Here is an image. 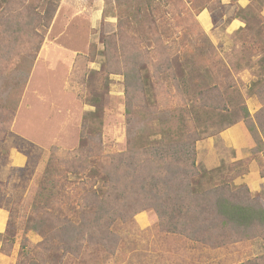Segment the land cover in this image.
Masks as SVG:
<instances>
[{
	"label": "rangeland",
	"instance_id": "rangeland-1",
	"mask_svg": "<svg viewBox=\"0 0 264 264\" xmlns=\"http://www.w3.org/2000/svg\"><path fill=\"white\" fill-rule=\"evenodd\" d=\"M209 1L213 4V0ZM24 2L40 12V20L46 21L33 42L28 38L29 32L24 33L28 36L22 38L23 46L28 48L27 60L8 79L0 77V102L15 112L11 135L5 144L10 154L9 164L23 168L16 170L10 197L5 207L0 208V234L6 232L14 209L12 200L19 197L22 199L17 200H23L33 186H38L52 150L70 151L78 147L83 122L94 107L80 96L81 81L74 74L76 58L80 54L89 58L82 66L88 73L103 70L104 40L110 36L120 53H129L130 44L138 41L148 67L154 63L156 68L172 66L176 71L185 43L195 48L197 54L204 52L211 62L206 67L204 64L195 68L185 66L187 79L181 81L179 88L173 81L155 75L143 84L131 105L126 98L125 76L118 65L120 71L108 75L110 87L104 113L90 122V126L101 129L104 148L127 150L139 145V136L145 146L163 136L177 140L183 121L188 118L192 130L199 134L196 141L199 167L218 169L215 175L219 180L233 187L246 185L264 201V124L261 125L264 121V0H255L256 9L244 13L247 26L233 33L220 26L210 34L196 23V8L208 1L198 2L197 7L185 4L186 11L181 13L183 22L179 25L176 0ZM51 2L57 7L49 17ZM191 25L195 31L186 35L184 29ZM34 45L38 49L36 57L30 50ZM150 73L153 75L155 70ZM216 87L221 96L206 98L207 89ZM245 108L249 112L246 119ZM235 119V124H240L248 137L239 149L228 147L221 137L229 128L227 124ZM27 151L30 156L25 155ZM17 154L23 155V159L16 160ZM131 225L129 239L125 240L126 255L112 259L110 264H236L264 252V241L257 240L248 248L241 245L216 254L197 247L190 257L182 249L186 246L183 241L171 237L164 240L158 233L159 218L154 210H142L134 216ZM41 241L37 232L23 228L11 241L0 236V264H62L59 257L51 262L49 255L44 257L42 249L35 248Z\"/></svg>",
	"mask_w": 264,
	"mask_h": 264
},
{
	"label": "trees",
	"instance_id": "trees-1",
	"mask_svg": "<svg viewBox=\"0 0 264 264\" xmlns=\"http://www.w3.org/2000/svg\"><path fill=\"white\" fill-rule=\"evenodd\" d=\"M176 1L178 25L183 22L181 13L186 11L185 4L197 7L198 2L207 1L206 5L196 8L197 13L207 8L214 28L225 21L227 5L222 0H213V4L209 0ZM256 3L250 0L247 8L238 9V15L246 19V23L244 13L253 12ZM50 5L49 17L55 14L57 7L53 2ZM40 17V12L24 0L0 2L2 79H8L12 71L27 60L28 48L23 46L22 38L29 32L30 37H27L33 42L39 27L46 21ZM196 23L202 29L200 22ZM194 31L193 25L184 29L186 35ZM109 38L104 40L103 70L88 73L86 69L82 70L88 57L80 54L76 58L74 74L81 81L80 96L94 107L83 122L78 147L70 151L52 150L38 186H33L25 197L22 196L23 200H17L21 197L12 200L14 209H11L5 234L0 236L11 241L19 229L33 230L42 237L35 248H41L42 255H49L51 262L59 257L62 264H110L112 259L126 255L125 240L129 239L127 233L133 218L148 209L157 213L158 233L163 239L171 237L183 241L186 246L182 249L190 257L197 247L216 254L241 245L248 248L257 240L264 241V201L246 185L233 187L229 182L219 180L215 175L218 169L199 167L196 161L199 134L192 130L188 118L183 121L177 140L163 136L145 146L139 136V145L127 150L107 151L104 148L101 129L90 126V122L104 113L110 87L108 75L120 71L118 65L125 76L126 98L131 105L143 84L155 75L173 81L179 88L181 81L187 79L185 66L195 68L204 64L206 67L211 62L204 52L197 54L195 48L185 43L176 71L172 66L156 68L154 63L148 67L143 62L138 41L133 40L129 53H120L118 44ZM30 50L34 57L38 49L34 45ZM152 70H155L153 75ZM215 95L221 96L218 87L207 89L205 97L213 99ZM130 113L128 111V122H131ZM14 114L0 102V208L5 207L10 197L9 189L16 170L23 169L9 164L10 154L5 146L11 135ZM248 116L246 110L244 119ZM235 123L236 119L227 127ZM30 154L27 151L25 155ZM236 264H264V252Z\"/></svg>",
	"mask_w": 264,
	"mask_h": 264
},
{
	"label": "crops",
	"instance_id": "crops-1",
	"mask_svg": "<svg viewBox=\"0 0 264 264\" xmlns=\"http://www.w3.org/2000/svg\"><path fill=\"white\" fill-rule=\"evenodd\" d=\"M222 2L227 5V11L224 16V23L221 26H224L226 32L233 33L241 28L246 26L245 19L238 15V9H245L249 6L250 0H222ZM232 2H235L232 5ZM237 8V10H235ZM198 21L200 22L201 26L207 33H212L215 31L214 23L212 20V16L208 9L202 10L198 16ZM222 139L225 140L228 147H232L235 149L241 148L243 146L244 138L247 139L246 133L244 128L240 124L232 125L231 127L227 128L225 131L222 132L221 135ZM23 155L17 154L16 160L20 161L23 159Z\"/></svg>",
	"mask_w": 264,
	"mask_h": 264
}]
</instances>
